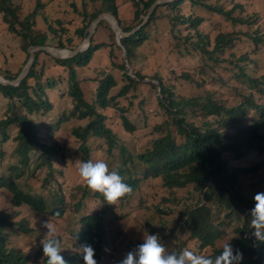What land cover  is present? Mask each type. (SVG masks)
Listing matches in <instances>:
<instances>
[{
	"label": "trees",
	"instance_id": "1",
	"mask_svg": "<svg viewBox=\"0 0 264 264\" xmlns=\"http://www.w3.org/2000/svg\"><path fill=\"white\" fill-rule=\"evenodd\" d=\"M80 1L79 8L76 4H72V7L78 13L81 25L71 33L65 29L67 22L61 20L55 21L56 29L53 26H48L46 30L37 29L40 0H37L35 9L25 16H22V8L14 0H0L2 21L10 33L21 39V49L27 55L26 62L17 72L0 69V77L6 82H14L18 78L30 58L31 47H50L54 40L57 50H76L89 35L88 29L92 22L101 15L111 14L126 34L138 28L118 42L111 23L102 21L88 49L65 59L56 58L46 51L36 52L33 65L24 80L16 86L0 83V97L7 102L6 112L0 114V147L3 149L4 144L11 141V155L18 160L10 168V175H0V189L11 193V202L15 208L27 205L37 214L48 212L51 217L57 218L62 217L67 208L77 214L79 229L68 236V240L75 243L76 251L70 253L61 249V255L67 264H84L80 246L87 243L94 248V258L98 262L107 244V222L98 213L85 214L83 209L94 198H100L107 204L104 196L81 185L76 188L81 193L77 204L65 203L64 197L58 192H53V201L47 202L44 196L25 191L20 181L26 174L33 176L44 167L54 170L51 162L55 158L63 160L66 148L55 140L53 133L58 128L63 129L62 124H59L69 117L86 120L84 125L73 128L70 133L79 144L81 163L91 160L89 145L94 139H105L108 142L106 151L112 157L118 142L114 132L107 127L104 110L116 108L111 102L122 97L128 100L130 93L135 91L128 101L129 105L117 109L121 113L124 129L132 133L135 126L125 115L126 110L132 105L133 99L145 95L146 89H153L159 94L156 99L164 114L161 120L152 123V146L136 153V158L122 148L118 162L109 169L117 171L132 188V193L118 202L131 196L141 181L152 185V180H159L170 191L175 188L196 190L203 193L198 203L189 200L184 202L183 207L175 208L177 223L182 222L181 228L185 233L183 241L179 240L178 232L175 235L179 240L177 252L189 249L196 255H219L223 246L218 245L217 241L222 237L225 219L229 217L242 222L236 229L238 238L230 243L234 249L243 253L241 264H264V241L252 236L250 225L251 210L255 206L254 196L264 192V174H261L264 170V75L250 73L248 54L238 57L234 54L241 45L258 52L264 44V31L259 27L252 30L259 15H248L250 1L208 0L210 3L207 4V0H174L158 5L145 24L143 21L156 0H123L122 6L128 5L123 12L117 0ZM255 2L264 6V0ZM228 5L231 7L227 8ZM197 7L208 13V17L203 12L196 14ZM163 9L166 12H162ZM123 13L127 15L125 19ZM213 18L222 24L210 23ZM125 20L130 22L127 24ZM159 21L168 24L166 32L175 43L178 53L182 52L180 48L183 44L185 49H193L192 54L197 52L209 59L200 65L197 81H189L188 74H181L180 77L183 82H192L195 87L204 90L199 96L180 99L175 92V78L167 82L155 72L149 76L152 83L145 82L148 78L142 73V65L147 60L141 52H144V46L153 45L151 41L156 35L150 32V36L148 31L152 24L157 25ZM223 24L229 30L213 37V31L221 29ZM208 27H211V32L207 31ZM157 30L162 31L160 28ZM184 32L182 42L181 34ZM97 34L104 36V41H101L103 43L96 44L99 41ZM105 48L109 50L107 59L101 52ZM41 55L50 57L52 65L44 62L46 66L42 63L39 68ZM221 56L229 58L220 59ZM225 63L236 67L234 78L244 84L237 91L236 97H233L236 102L232 105L220 100L217 93L206 90L205 85L207 70L222 68L221 71H226L229 66L224 67ZM131 69L135 76L129 74ZM83 75L86 78L80 80ZM60 83H65L71 98L69 114L67 110L60 115L56 114L60 113L63 104L61 99L65 95L58 89ZM219 84L225 88L223 81ZM54 89L61 94L58 102L50 99L49 92ZM114 91H117L116 96L111 95ZM93 94L95 96H91ZM39 117L49 122V126H38L35 118ZM13 128L16 134L12 136L10 132ZM37 152L39 157L35 155ZM251 157L255 161L248 164ZM250 176L257 178L245 184ZM246 186L251 187L249 193L245 190ZM174 201L179 205V202ZM219 210L227 211L222 220L217 216ZM15 215L0 216V264H29L31 259L30 255L20 249L8 248L4 231L13 225L11 219ZM175 231L176 228H171V232ZM57 239L62 246L63 238ZM136 248L131 246L129 251ZM35 256L40 255L35 252ZM44 258L38 263L39 260L34 262L32 257V263L47 264V258Z\"/></svg>",
	"mask_w": 264,
	"mask_h": 264
},
{
	"label": "rangeland",
	"instance_id": "2",
	"mask_svg": "<svg viewBox=\"0 0 264 264\" xmlns=\"http://www.w3.org/2000/svg\"><path fill=\"white\" fill-rule=\"evenodd\" d=\"M14 1L17 2L16 4H18L20 8H22V16L29 15L35 9L37 3V0ZM248 1H250L251 4L248 15H259V20L252 27V30L259 27L263 32L264 6L261 7L260 3H256L255 0ZM117 2L121 5L122 12L126 9L125 7L128 6L126 4L124 5L125 7L122 6L121 3L123 0H117ZM205 3L208 4L210 2L207 0ZM40 4L41 7L38 11L40 14L36 19L37 29L46 30L48 26H53L56 29L55 21L61 20L67 22L65 24V29L67 31L69 29L70 32L73 33L75 28L81 25V19L77 15L78 13H76L72 7V4H76L79 8L81 6L80 0H40ZM230 7L231 5L227 6V8ZM162 12L166 11L163 9ZM201 12L204 13L201 7L195 8L196 14ZM204 15L208 17V13H204ZM125 16L127 15L123 13V19H125ZM126 20L125 22L128 24L130 20ZM212 22L213 24H222L220 20H215V18H213L210 23ZM159 28L160 30L162 29L161 32L157 30ZM167 28L168 24L165 21H159L157 22V25L152 24L150 26L151 30L148 31V35L151 36L150 32H152L156 36L153 38V42L151 41V44L153 45L151 47L148 45L144 46V52H141L143 56H145V60H147L145 64L142 65V73L148 78L145 79V82L150 83L149 76L155 72L167 82L170 78H175V92L180 99L188 98L190 96H199L204 90L200 89L198 86L195 87L192 82H183L180 77L184 74H188L189 81H197V72H199L200 65L209 59L207 57L205 59V57L197 52L196 54H192V52H194L193 49L190 47L185 49V46L182 43L180 48L182 52L178 53L175 50V43L170 39L166 32L168 31L166 30ZM228 30V26L223 24L221 29L213 31V37L219 32H226ZM207 31L211 32V27H208ZM102 32H104L103 35L105 36V31L103 30ZM103 35L97 34L99 41H96V44L103 43L101 42L104 41ZM181 35L183 42L185 32ZM51 38L54 37L51 36ZM76 40L77 39L75 38V41ZM54 44L53 40L52 46L50 47L55 49ZM101 50L105 55V59H107L109 50L107 48ZM237 51L238 52H234L236 57L245 53L249 55V62H251L249 67L250 73L256 76L264 75V44L263 46L261 45L258 52L252 51L251 47L247 49L245 45L239 46ZM55 54H57V52ZM223 58L229 57H220V59ZM26 60L27 55L21 49V39L8 31V26L3 23L2 15H0V69H8L17 72ZM44 62L52 65V59H50V57L41 55L38 60L39 68ZM44 66H46L45 63ZM227 66H229L228 63H225L224 67ZM221 70L222 68L215 71H213V69L207 70V83L205 84L206 90L217 93L220 100L232 105L236 102L233 97H236L238 94L237 91L239 88H242L244 84L239 83L234 78V72H236V67L234 65L229 66L226 71ZM108 71L109 70H107V72ZM129 74L135 76L132 69L129 71ZM84 77L85 76L83 75L80 80L84 79ZM221 81L225 84V88L219 84ZM58 89L62 90L61 92L65 95H63L61 99V103L63 102V104L60 106V113L57 112L56 114L60 115L66 110L69 114L70 110L68 109L72 108V105H70L71 98L68 96V92L65 89V83L58 84ZM49 93L50 99L53 102L60 101L61 94L56 91V89ZM134 93L135 91L130 93L128 100L122 97L111 102V104L116 105V108L104 110L103 112L106 118L107 127L114 132L116 141L118 142V147L114 149L113 156L110 157L106 151L108 142L105 139H94L89 145L91 160L94 162L97 160H103L108 164L109 169H111L112 165L118 162L122 148L126 149L130 154H133L134 158H136V153L139 154L140 152H143L145 148L151 147L154 137L152 134V123L161 120L162 114H164L156 99L159 95L158 92L153 89H146V91H144L145 95L133 99L132 105L126 110L125 115L135 126L134 132H126L122 125L121 113L118 112L117 109L124 106L127 107V105H129L128 101ZM116 94L117 91H114L111 95L116 96ZM91 96H95V94ZM6 109L7 102L0 97V114H4ZM35 121L38 126H42L43 128L50 124L40 117L35 118ZM85 123L86 120L69 117L65 119L63 123L59 124H62L63 129L58 128L53 134L55 135V140L66 148L63 160L58 161L55 158V160L51 162L54 166V170L49 169V167H44L40 172H35L33 176H28V174H26L23 180L21 179L20 181L21 187L24 188L25 191L42 195L47 202L48 200L53 201V192H58L64 197L65 203H78L81 193H78L76 188L85 185V182L80 178L78 172L81 164L79 144L74 141V138L70 133L73 128L84 125ZM10 134L12 136L15 135L16 129L13 128ZM12 150L13 143L11 141H7V143L4 144L3 149L0 147V175H10V168L18 163V160L11 155ZM2 152H4V154H2ZM35 155L39 157L38 152L35 153ZM254 161V157H251L248 159L247 163L251 164ZM136 164L139 165L140 163ZM261 174H264V170ZM256 178L257 177L250 176L245 184L248 183L250 179L253 182V179L256 180ZM135 190L136 191L131 196L123 200L121 203L117 202L116 205H107L100 198H94L95 200L90 201L87 207L83 209L85 214L98 213L100 217H103L106 220V231H108V236L105 240L107 244L104 249L109 253L108 255H111L113 252L117 253V262H120L126 256L125 254L131 246H138L143 243V237L146 232L148 234H158L170 253H179L177 252L179 249L177 248V244L179 240L183 241L185 239V233L183 232L184 229L181 228L182 222L180 224L177 223V211L175 208L183 207L184 202H190L189 200L198 203L199 200L203 198V193H199L193 189L181 190L177 188L170 191L168 188H165L159 180H152V185L141 181V184ZM245 190L249 193L251 187L246 186ZM11 200V193L6 189L1 188L0 216L16 214L11 219L13 225L4 231L9 249H20L23 253L30 255L31 259L29 260V264H33L32 257L34 258V262L39 260L38 263H41L45 258L43 250L39 248H42V240L45 238V233L47 232V229H44L41 226V222L42 220L48 219L56 229L55 238H63L61 249L72 253L76 251L75 243L68 240V236H72L73 233L79 229V226L76 223V220L79 221L77 219V214H74L67 208V210H64L62 217H51L48 212L37 214L27 205L15 208L12 205ZM174 200L179 202V205ZM226 213L227 211L225 210L217 211L219 220H222ZM225 221L226 226L222 232V237L217 241V244L219 243L221 246L227 242L232 243L237 239L238 236L236 234V229L242 225V222L238 221L236 218L227 217ZM175 222L178 225L174 226ZM171 228H176L175 233L171 232ZM177 232L179 240L175 237ZM35 252L40 256H35ZM118 253H120L121 256ZM111 261L113 264L115 263L114 258H111Z\"/></svg>",
	"mask_w": 264,
	"mask_h": 264
},
{
	"label": "clouds",
	"instance_id": "3",
	"mask_svg": "<svg viewBox=\"0 0 264 264\" xmlns=\"http://www.w3.org/2000/svg\"><path fill=\"white\" fill-rule=\"evenodd\" d=\"M78 172L86 187L93 192L101 193L109 205H116L120 199L132 193V188L123 181V177L117 171H110L108 164L103 160L95 162L88 160L81 163ZM254 200L255 206L251 210L250 220L253 230L251 234L257 240L264 241V192H258ZM41 226L47 229L42 240L47 264H67L61 255L60 241L55 238L56 229L52 223L45 219L42 220ZM80 254L84 264H113L111 258H114V264H241L243 260V253L239 249H234L230 242L225 243L220 254L214 257L196 255L189 249L170 253L158 234L147 232L143 237V243L133 251L128 250L120 262H117V253L108 255L105 249L97 262L94 258L96 255L94 248L87 243L80 246Z\"/></svg>",
	"mask_w": 264,
	"mask_h": 264
},
{
	"label": "water",
	"instance_id": "4",
	"mask_svg": "<svg viewBox=\"0 0 264 264\" xmlns=\"http://www.w3.org/2000/svg\"><path fill=\"white\" fill-rule=\"evenodd\" d=\"M174 0H156V2L153 4V6L151 7V9L149 10L147 17L144 19L143 24H145L149 17L152 15V13L154 12V10L157 8L158 5H160L161 3H168ZM102 21H111V26L113 28V30L115 31L116 35H117V40L118 42H120L121 38L124 37H128L131 34H133L135 31L126 34L122 31V29L119 27V23L118 21L111 15V14H104L99 16L97 19H95L91 26L89 27L88 31H89V35L87 36V38L76 48V50L74 51H70V50H57L54 48H50V47H42V46H37V47H31L29 49V54H30V58L26 64V66L24 67V69L22 70V72L20 73V75L18 76V78L14 81V82H6L3 78L0 77V83L4 84V85H18L22 80L25 79V77L28 75L33 62L35 60V53L39 52V51H46L48 53H50L51 55H53L56 58H61V59H65V58H72L74 56H76L78 53L88 49V47L91 44L93 35L98 27V25L102 22ZM142 24V25H143ZM65 52L66 55H62V56H58L57 54H55V52Z\"/></svg>",
	"mask_w": 264,
	"mask_h": 264
},
{
	"label": "bare ground",
	"instance_id": "5",
	"mask_svg": "<svg viewBox=\"0 0 264 264\" xmlns=\"http://www.w3.org/2000/svg\"><path fill=\"white\" fill-rule=\"evenodd\" d=\"M110 23H111V21H109ZM56 53V52H55ZM57 55L58 56H62V55H66V53L65 52H59V51H57Z\"/></svg>",
	"mask_w": 264,
	"mask_h": 264
}]
</instances>
